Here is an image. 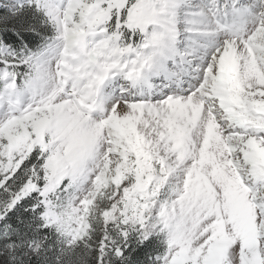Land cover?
I'll use <instances>...</instances> for the list:
<instances>
[{
  "label": "snow or ice",
  "instance_id": "obj_1",
  "mask_svg": "<svg viewBox=\"0 0 264 264\" xmlns=\"http://www.w3.org/2000/svg\"><path fill=\"white\" fill-rule=\"evenodd\" d=\"M0 264H264V0H0Z\"/></svg>",
  "mask_w": 264,
  "mask_h": 264
}]
</instances>
